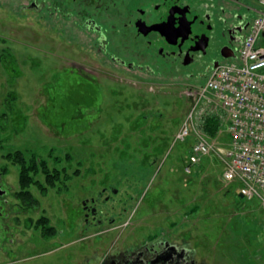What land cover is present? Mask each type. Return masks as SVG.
Returning a JSON list of instances; mask_svg holds the SVG:
<instances>
[{
  "label": "rangeland",
  "instance_id": "rangeland-1",
  "mask_svg": "<svg viewBox=\"0 0 264 264\" xmlns=\"http://www.w3.org/2000/svg\"><path fill=\"white\" fill-rule=\"evenodd\" d=\"M6 15L0 9L1 23ZM16 24L12 32L0 27V178L10 188L0 264H84L160 232L186 240L209 264H264V206L240 197L239 182L224 180L221 153L229 135L217 100L201 101L190 136L179 141L176 135L195 105L186 93L193 81L141 77L137 86L132 79H82L69 72V63L37 50L40 33L56 32ZM10 34L13 55L5 49ZM212 116L221 123L216 137L204 130ZM200 134L214 150L191 164ZM19 152L27 164L36 156L61 172L49 184L38 168L26 201L14 158ZM103 191L96 207L104 223L92 217L87 222L83 201Z\"/></svg>",
  "mask_w": 264,
  "mask_h": 264
},
{
  "label": "flooded vegetation",
  "instance_id": "flooded-vegetation-1",
  "mask_svg": "<svg viewBox=\"0 0 264 264\" xmlns=\"http://www.w3.org/2000/svg\"><path fill=\"white\" fill-rule=\"evenodd\" d=\"M0 9L8 18L0 22L4 30L12 32L20 22L25 31L35 25L56 32L55 36L40 33L36 48L54 61L69 63L70 73L97 82L132 79L137 86L141 81L136 78L141 77L156 83L157 78L176 79L179 84L205 82L224 54L240 47L260 10L249 0H0ZM5 39V49L13 55L8 43L14 38L10 34ZM45 39L51 43L49 50ZM104 191L98 199L83 201L87 222L92 217L104 223L96 207ZM9 193L0 178V233ZM27 196L21 199L26 201ZM110 197L106 196L105 204ZM84 264L209 263L199 260L186 240L160 232L131 246L110 248Z\"/></svg>",
  "mask_w": 264,
  "mask_h": 264
},
{
  "label": "built area",
  "instance_id": "built-area-1",
  "mask_svg": "<svg viewBox=\"0 0 264 264\" xmlns=\"http://www.w3.org/2000/svg\"><path fill=\"white\" fill-rule=\"evenodd\" d=\"M256 1L260 10L234 56L238 61L220 62L209 70L205 83L186 90L195 105L176 139L190 136L196 124L194 112L202 100L212 105L217 100L224 109L229 135L221 153L224 178L239 182L247 199H259L264 206V0ZM205 135L200 134L193 145L191 163H199L214 150Z\"/></svg>",
  "mask_w": 264,
  "mask_h": 264
},
{
  "label": "trees",
  "instance_id": "trees-1",
  "mask_svg": "<svg viewBox=\"0 0 264 264\" xmlns=\"http://www.w3.org/2000/svg\"><path fill=\"white\" fill-rule=\"evenodd\" d=\"M204 130L209 136L216 137L218 135V132L221 130V123L219 118H215L213 116L209 117L206 121V125L204 126ZM14 158L17 162H19L21 166L20 178H21V184H22L21 186L23 190L20 193L22 196L24 195H28L29 197L31 196V190L29 187L32 185V183H36V184L38 183V181L34 179L35 171L36 170L38 171V168L43 169L49 184H54L55 181L59 179V175L61 174V172L58 170L52 171L49 168L46 159L41 158L40 160H38V157L34 156L31 164H27L23 152H19ZM55 159L58 161L61 160L60 156H56ZM41 223H45L46 225V223H48L47 218H43L41 220ZM51 231L52 230L50 228L46 229V234H50Z\"/></svg>",
  "mask_w": 264,
  "mask_h": 264
},
{
  "label": "water",
  "instance_id": "water-1",
  "mask_svg": "<svg viewBox=\"0 0 264 264\" xmlns=\"http://www.w3.org/2000/svg\"><path fill=\"white\" fill-rule=\"evenodd\" d=\"M235 52L233 50H230L228 53L224 54V57H231L234 56ZM240 197H244L243 194H240Z\"/></svg>",
  "mask_w": 264,
  "mask_h": 264
}]
</instances>
